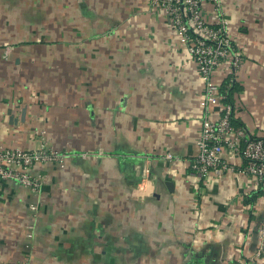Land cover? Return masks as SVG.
<instances>
[{
	"label": "crops",
	"instance_id": "1",
	"mask_svg": "<svg viewBox=\"0 0 264 264\" xmlns=\"http://www.w3.org/2000/svg\"><path fill=\"white\" fill-rule=\"evenodd\" d=\"M62 1L40 37L0 38V145L31 150L43 138L64 154L31 168L39 196L0 180V264H78V250L83 264L94 250H107L106 264L124 257L115 250L125 264H264V184L227 151L228 169L191 174L202 121L224 101L206 97L163 11L152 0ZM223 3L242 60L213 77L232 82L233 125L260 136L264 0Z\"/></svg>",
	"mask_w": 264,
	"mask_h": 264
},
{
	"label": "built area",
	"instance_id": "2",
	"mask_svg": "<svg viewBox=\"0 0 264 264\" xmlns=\"http://www.w3.org/2000/svg\"><path fill=\"white\" fill-rule=\"evenodd\" d=\"M152 3L163 11L177 44L185 48L196 66L206 97L218 94L223 101L221 84L214 80L213 74L219 68L226 75L232 74L242 60L229 31L223 0H152ZM231 116L232 105L224 102L217 117L202 121L191 174L202 181L212 170L228 169V163L221 159V154L227 151L243 159L242 173L251 176L256 184H264V134L253 136L245 128L234 126ZM63 158L64 154L43 138L31 150L0 145V180H15L30 194L39 196L42 180L32 174L31 168L41 162H61ZM147 179L137 184L138 194L148 189ZM29 209L37 212L38 203H30ZM259 232L264 238V222Z\"/></svg>",
	"mask_w": 264,
	"mask_h": 264
},
{
	"label": "rangeland",
	"instance_id": "3",
	"mask_svg": "<svg viewBox=\"0 0 264 264\" xmlns=\"http://www.w3.org/2000/svg\"><path fill=\"white\" fill-rule=\"evenodd\" d=\"M71 1H73L74 3L76 0H71ZM61 2L63 1L62 0H0V38L4 39L3 40L4 43L9 44L11 42L20 41L21 39L22 41L25 38L28 39L27 38L28 36L40 37L43 31L48 32V28L49 26H51L50 24L52 23V17L53 15H55L54 12L57 14V11L61 13V10H63V9L60 10L58 7V4ZM67 8L70 9L73 8L75 10L74 6L71 5L66 7V9ZM70 9L68 10V12L65 11L63 14L75 15V13H72L73 9H71L72 11ZM59 24L57 25L58 28L59 26L65 27L63 24L61 25ZM52 27L53 26H51V28ZM81 251L84 253L86 250H81ZM81 251L78 250V264L84 263L81 261L82 257L79 256V254L81 255ZM115 251H116V255H120L121 258L123 256L125 257L123 250H115ZM101 252L99 250L98 255H96L97 254L96 250L92 251V253L95 254V257L93 259L95 261V264H106L104 263V261H102L103 260L102 257L105 256L107 250H103V253ZM100 254L102 256H100ZM123 258L118 260L117 263L115 264H125Z\"/></svg>",
	"mask_w": 264,
	"mask_h": 264
},
{
	"label": "trees",
	"instance_id": "4",
	"mask_svg": "<svg viewBox=\"0 0 264 264\" xmlns=\"http://www.w3.org/2000/svg\"><path fill=\"white\" fill-rule=\"evenodd\" d=\"M231 87H232V82L224 81L221 86H220V92L224 95L223 101L231 103ZM232 120V116H231ZM233 122V120H232Z\"/></svg>",
	"mask_w": 264,
	"mask_h": 264
}]
</instances>
